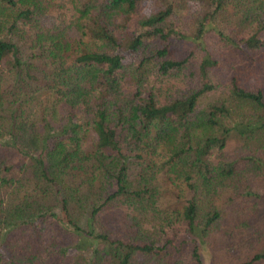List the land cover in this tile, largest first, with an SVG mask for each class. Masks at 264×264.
Returning a JSON list of instances; mask_svg holds the SVG:
<instances>
[{
	"label": "trees",
	"instance_id": "1",
	"mask_svg": "<svg viewBox=\"0 0 264 264\" xmlns=\"http://www.w3.org/2000/svg\"><path fill=\"white\" fill-rule=\"evenodd\" d=\"M263 70L264 0H0V264L264 261Z\"/></svg>",
	"mask_w": 264,
	"mask_h": 264
},
{
	"label": "rangeland",
	"instance_id": "2",
	"mask_svg": "<svg viewBox=\"0 0 264 264\" xmlns=\"http://www.w3.org/2000/svg\"><path fill=\"white\" fill-rule=\"evenodd\" d=\"M183 12V11H182ZM180 12V13H182ZM188 13L191 14L192 13V9H189L188 10ZM48 23H51L50 21H48ZM254 77V76H253ZM258 78V82H262L264 84V70L262 71V73H260V76L257 77ZM256 77H254L253 79H251L250 81L252 83H256V80H257ZM237 143H238V139L237 137L234 135L231 140L229 141L228 143V151L230 154H232L237 146ZM259 217L257 219V222L253 221V223L255 222V224H253V227L251 228L249 226V228H247L246 230V233H250V234H253V232L255 231V229H253L254 227H257L256 228V233H259L260 230L263 231L264 230V208H261L260 209V213H259ZM59 243H61L62 245H65L66 243L59 240L58 241ZM249 244V243H247ZM201 247V255H202V262L203 264H212V257L209 253V250L206 246H203V245H200ZM255 253H262L264 252V243L263 241H261L259 244H256L255 246ZM254 264H264V261H259V262H256Z\"/></svg>",
	"mask_w": 264,
	"mask_h": 264
}]
</instances>
